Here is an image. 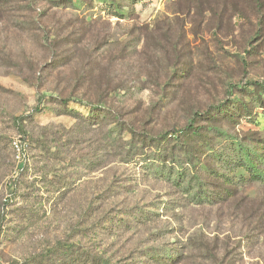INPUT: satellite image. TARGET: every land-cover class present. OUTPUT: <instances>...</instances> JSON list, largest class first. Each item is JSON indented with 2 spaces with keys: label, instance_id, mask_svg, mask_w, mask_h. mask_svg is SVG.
<instances>
[{
  "label": "rangeland",
  "instance_id": "374dc122",
  "mask_svg": "<svg viewBox=\"0 0 264 264\" xmlns=\"http://www.w3.org/2000/svg\"><path fill=\"white\" fill-rule=\"evenodd\" d=\"M258 1L143 0L120 18L90 0H0V264H169L165 249L170 264H264V185L196 204L155 173L190 169L188 137L164 156L155 140L191 123L264 139L216 110L264 79ZM59 96L105 109L62 115ZM127 125L154 138L132 159Z\"/></svg>",
  "mask_w": 264,
  "mask_h": 264
},
{
  "label": "trees",
  "instance_id": "16d2710c",
  "mask_svg": "<svg viewBox=\"0 0 264 264\" xmlns=\"http://www.w3.org/2000/svg\"><path fill=\"white\" fill-rule=\"evenodd\" d=\"M142 1L143 0H90L94 7L95 5L99 6L101 12L108 11L114 17L120 18L127 16L128 12H132L128 11V8L134 10L135 6ZM257 4L259 5L258 0ZM259 7H261V5ZM118 88L121 89L119 86ZM241 90L245 94V96L243 94L245 99L244 103L241 100L233 101L230 105L216 107L217 112L227 117L234 115L235 117L244 118L248 122L253 121L259 125V128L264 132V80L247 81L244 83V86L241 87ZM57 99L61 108L60 114L84 118L88 122H93L99 117V114H102L103 111H101V109H105V106L98 100L94 102L91 100L81 101L71 96H59ZM249 104L252 108L258 107V111L248 108ZM81 108L87 109L86 113H84ZM48 110L52 111V107H49ZM198 115H200L199 112H196L194 118H197ZM207 118L215 119L211 111L207 112ZM213 129L215 131L214 134L209 135L202 127H197L191 123L183 128V130L176 132V135H170L171 133L169 134V132H166L155 140V146L158 148V152H154L155 155L164 156V153H162L163 150L166 151L168 149L161 148L163 142L167 144L170 137H176L178 139L179 136H177V133L189 138L190 145L185 150V155L187 156L186 160L190 165V169H179L177 166L178 170L174 179H172L173 173H170V171L165 173L162 168L156 169L155 173L157 177L173 182L181 188H183L182 186L186 183L189 187L185 188V190L188 193L194 192L192 197L197 200L194 202L196 204L204 202L217 204L234 197L242 187L254 183L264 185V139H256L253 137L242 139L229 135L220 128L214 127ZM123 130L130 134V137L127 139L121 138V140H124L128 159L134 158L140 150H143L145 146L149 145L148 140L154 139L150 137V133L148 132H144L143 135L140 136L142 131L138 130L134 125H127ZM110 132L113 136L114 133H120L121 131L120 129L118 131L117 127H113L110 129ZM154 153H152V155H154ZM198 153L204 154L209 160L203 161ZM165 160H167V158H165ZM142 212L143 210H139L137 215ZM154 213L155 212H153V214ZM133 218H136V216ZM126 223H128V220H123L122 218L116 222L111 221V224L118 225ZM64 247L67 246L65 245ZM163 254L164 256L159 257L161 259L166 258L169 264L178 258L172 249H165ZM60 259L64 261L63 257H60ZM99 264L116 263H113L110 259H103L101 257Z\"/></svg>",
  "mask_w": 264,
  "mask_h": 264
},
{
  "label": "built area",
  "instance_id": "2783aa9c",
  "mask_svg": "<svg viewBox=\"0 0 264 264\" xmlns=\"http://www.w3.org/2000/svg\"><path fill=\"white\" fill-rule=\"evenodd\" d=\"M263 80H264V79H263ZM15 145H16V147H18V149H19V147H20L19 144L15 143Z\"/></svg>",
  "mask_w": 264,
  "mask_h": 264
}]
</instances>
